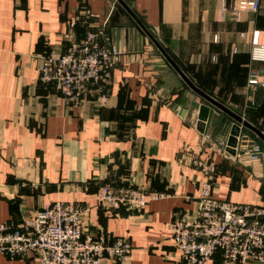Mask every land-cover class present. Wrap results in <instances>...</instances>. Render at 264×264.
Returning a JSON list of instances; mask_svg holds the SVG:
<instances>
[{
  "label": "crops",
  "instance_id": "obj_1",
  "mask_svg": "<svg viewBox=\"0 0 264 264\" xmlns=\"http://www.w3.org/2000/svg\"><path fill=\"white\" fill-rule=\"evenodd\" d=\"M222 2L0 0V224L30 217L54 200L92 207L102 183L135 184L161 195L139 213L93 207L86 226L110 241L131 242L128 259L115 264H178L168 224L196 209L203 181L218 199L264 205V155L247 153L251 139L229 151L217 115L205 131L198 129L192 107L178 105L186 83L157 44L143 40L136 20L200 88L264 132V88L247 87L250 70L264 68L250 54L254 30L264 43V0L241 20L224 15ZM90 30L121 53L107 84L70 101L40 78V57L53 47L67 50ZM0 264L40 263L31 255L0 254ZM208 264L227 263L216 253Z\"/></svg>",
  "mask_w": 264,
  "mask_h": 264
},
{
  "label": "built area",
  "instance_id": "obj_2",
  "mask_svg": "<svg viewBox=\"0 0 264 264\" xmlns=\"http://www.w3.org/2000/svg\"><path fill=\"white\" fill-rule=\"evenodd\" d=\"M259 8L260 0H231L228 4L224 0L220 11L241 20ZM237 50L234 47V52ZM120 53L117 45L105 42L102 33L90 30L82 40H71L67 50L53 47L42 55L40 78L55 83L68 100L78 101L88 87L111 80ZM250 54L254 61H264V43L258 29L251 35ZM247 87H264V68L250 70ZM218 142L224 145V139ZM247 153L256 159L262 152L254 143ZM211 189L209 180L203 181L196 209L175 216L168 224L171 239L180 251L177 263L208 264L216 253H221L227 264L264 263V205L218 199ZM160 195L135 184L116 187L102 183L92 207L76 200L45 203L30 217L0 224V254L9 258L31 255L40 264L121 263L131 254V242L124 237L110 241L103 234H93L86 226L89 211L101 207L108 213L121 209L139 213L150 199Z\"/></svg>",
  "mask_w": 264,
  "mask_h": 264
},
{
  "label": "water",
  "instance_id": "obj_3",
  "mask_svg": "<svg viewBox=\"0 0 264 264\" xmlns=\"http://www.w3.org/2000/svg\"><path fill=\"white\" fill-rule=\"evenodd\" d=\"M122 3L129 11L127 4L125 2ZM119 13H124V11L120 8V11L118 10L116 14L120 15ZM132 14L135 16L134 13ZM136 20L139 22L144 32L143 40H147L148 37L155 42L186 83L185 91H187L186 93H184V91L181 93L178 105L188 103L190 107H192V111L194 112L193 120L197 124L198 129L205 131L217 115L216 126L221 129L224 137L227 138V148L229 151L235 153L238 146L245 147L251 139L254 143L259 144L261 152L264 155V132L259 127L246 120L243 115L200 88L198 84L180 68L138 17ZM119 23V18L114 20V25L111 28V37L118 34L119 28L117 26ZM118 48L120 49V47ZM182 89H184V86ZM191 93L193 94L192 97L186 100L188 94L190 96ZM2 189V186H0V190Z\"/></svg>",
  "mask_w": 264,
  "mask_h": 264
},
{
  "label": "trees",
  "instance_id": "obj_4",
  "mask_svg": "<svg viewBox=\"0 0 264 264\" xmlns=\"http://www.w3.org/2000/svg\"><path fill=\"white\" fill-rule=\"evenodd\" d=\"M257 88V87H256ZM262 88H264V87H262Z\"/></svg>",
  "mask_w": 264,
  "mask_h": 264
}]
</instances>
